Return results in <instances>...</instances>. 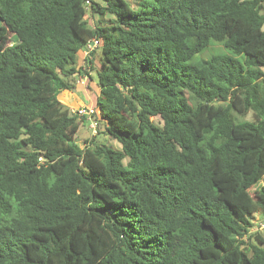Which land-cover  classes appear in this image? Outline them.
<instances>
[{"label": "trees", "instance_id": "obj_1", "mask_svg": "<svg viewBox=\"0 0 264 264\" xmlns=\"http://www.w3.org/2000/svg\"><path fill=\"white\" fill-rule=\"evenodd\" d=\"M87 1L0 0V264H264V0Z\"/></svg>", "mask_w": 264, "mask_h": 264}, {"label": "rangeland", "instance_id": "obj_2", "mask_svg": "<svg viewBox=\"0 0 264 264\" xmlns=\"http://www.w3.org/2000/svg\"><path fill=\"white\" fill-rule=\"evenodd\" d=\"M264 28V26H263ZM228 52L226 48H224L221 44L217 43V42H212L207 48H205L203 51H201L200 53H198L192 60H190V63H199L201 61H203L204 59H208L210 58L211 55L213 54H218V53H226ZM81 59L80 62L81 65H83L85 68L84 70H87L88 72H93V76H95V71H93L92 69H89L87 67V65L84 63L85 62V53L83 52V54L81 55ZM92 60H95V57L92 55L91 56ZM241 59H243L241 57ZM98 61V60H97ZM78 83H77V87H76V94L78 96V98L83 99L87 104L81 105L79 101H77V99L75 98V94L74 91H70V90H64L60 93L59 98L60 100L67 104L68 106H70L73 110H78V109H82V108H88V107H95V102L93 103V101H96V94L97 91L95 90H91L89 88V82L90 79L88 76H79L78 78ZM95 86H97L95 83H93ZM87 86V87H86ZM86 87L88 94L84 91V88ZM93 96V97H92ZM245 119L248 120H253L254 119V115L252 113V111H250L245 117ZM95 133L94 128H91V122L90 120H84L81 124H80V128L77 132V142L79 144H83V142L85 141V139H90L92 137V135ZM99 138L101 140H104L105 136L104 135H100L99 134ZM109 141L114 144V146H116L117 148H120V143L116 140H110ZM264 182V179H263ZM262 182V183H263ZM258 186H256V188H258ZM255 189V188H254ZM252 190L253 192L255 190ZM253 220L255 223V227L256 226H261L260 228L262 229V232L264 233V217L262 216V214L260 212L256 213L253 216Z\"/></svg>", "mask_w": 264, "mask_h": 264}, {"label": "built area", "instance_id": "obj_3", "mask_svg": "<svg viewBox=\"0 0 264 264\" xmlns=\"http://www.w3.org/2000/svg\"><path fill=\"white\" fill-rule=\"evenodd\" d=\"M88 4H90V0L87 1ZM101 44V40L94 39L88 41L86 47L84 48L83 52L85 53V56H90V54L98 48V46ZM80 115H88V118L91 120V128H94L96 132L97 127V121L93 118V113L96 112L94 107H88V108H80L77 110Z\"/></svg>", "mask_w": 264, "mask_h": 264}, {"label": "crops", "instance_id": "obj_4", "mask_svg": "<svg viewBox=\"0 0 264 264\" xmlns=\"http://www.w3.org/2000/svg\"><path fill=\"white\" fill-rule=\"evenodd\" d=\"M84 75H85V74H84ZM84 75H81V76H84ZM85 76H86V75H85ZM93 83L96 84V82H95L94 80L91 81V82H89V84L92 85L91 90H95V91L99 92V88H98V86H95ZM89 84H88V85H89ZM86 87H87V86H86ZM86 87L84 88V91L88 94V91H87ZM74 94H75V98L77 99V101L80 102L81 105L87 104L83 99L78 98V96H77V94H76L75 91H74ZM92 97H93V96H92ZM94 102H95V101H93V103H94ZM87 105H88V104H87Z\"/></svg>", "mask_w": 264, "mask_h": 264}]
</instances>
